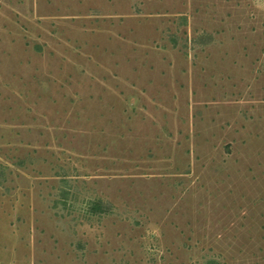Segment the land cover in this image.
<instances>
[{
  "label": "rangeland",
  "instance_id": "1",
  "mask_svg": "<svg viewBox=\"0 0 264 264\" xmlns=\"http://www.w3.org/2000/svg\"><path fill=\"white\" fill-rule=\"evenodd\" d=\"M0 264H264V0H0Z\"/></svg>",
  "mask_w": 264,
  "mask_h": 264
}]
</instances>
